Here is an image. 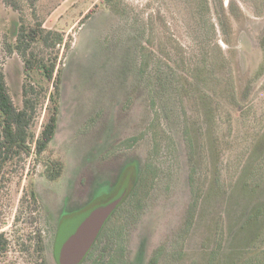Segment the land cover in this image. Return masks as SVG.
Segmentation results:
<instances>
[{
  "label": "rangeland",
  "instance_id": "obj_1",
  "mask_svg": "<svg viewBox=\"0 0 264 264\" xmlns=\"http://www.w3.org/2000/svg\"><path fill=\"white\" fill-rule=\"evenodd\" d=\"M100 1L0 0V65L18 109L22 85L32 88L35 138L53 86L26 73L13 46L37 21L63 38L33 48L62 69L58 128L42 155L0 168V264H57L60 218L108 193L132 162L153 180L82 264H264V0ZM193 74L199 86L181 103L169 86L151 88L160 75L186 87ZM49 159L61 163L53 181Z\"/></svg>",
  "mask_w": 264,
  "mask_h": 264
},
{
  "label": "trees",
  "instance_id": "obj_2",
  "mask_svg": "<svg viewBox=\"0 0 264 264\" xmlns=\"http://www.w3.org/2000/svg\"><path fill=\"white\" fill-rule=\"evenodd\" d=\"M100 3L112 7L110 6L112 0H101ZM95 6H97V4H95ZM111 11L115 12L113 9ZM92 14L93 10H89L88 13L80 20V24H83L89 18H91ZM42 25L43 21H37L34 26H30L28 28L21 25L16 36V43L14 44L13 48L23 58L24 71L26 73L36 70L53 86V92L49 96L50 106L47 108L46 120L42 125L39 134L35 138L34 133L30 131L34 112V107L30 97L32 88L27 89L25 83L22 85L23 108L18 109L11 97L2 66L0 65V168L4 167L8 161L21 154L30 155L31 152H33L35 156L42 155L48 149L56 135L60 109L59 98L61 94L62 69L56 70V59H54L50 64H46L42 60L36 59L33 48L36 43H41L45 47L51 46L55 48L57 45L62 44L63 38L54 31L44 30ZM132 35L135 36L138 41L139 34L136 32V30L133 31ZM138 75L140 74L137 73V76ZM177 79L178 78H173L172 81L170 80V77L162 79L160 75L155 79L151 88L154 90H160L163 93L167 85L169 86L168 88L174 90L175 98L177 97L179 100L178 102L181 103V98L187 92L185 89L188 87L191 88V92H196L193 90L196 85L199 86V82H197L195 74L191 76L192 81L186 87L185 85H179ZM141 80L142 79H137V82L139 83ZM144 81L146 83V80ZM148 85L149 84L146 86L149 87L150 85ZM191 145L193 147L195 146V143L191 141ZM45 166V176L48 180L53 181L60 177L61 163L57 159H49ZM259 172L260 170L255 171L252 173V175L255 174L256 176L257 174L258 176L260 175ZM152 180L153 169L150 167V165H148V163L142 167H140L138 164H134L133 162L124 164L117 183L113 185L108 193L103 194L101 192L99 195H96V197H94L93 200L87 205L77 210L75 214L73 213L60 218L57 225L55 242L59 231L62 230L66 225H69L71 222L86 215L89 212H92L95 209L116 204V207L110 215L108 221H112L113 218H117L119 213H121L128 203L133 204L135 202L133 200H136L137 202L140 201L138 192H140L142 188L147 187L149 185L148 182H152ZM190 181H192V177H189V182ZM30 197L33 204H36L37 196L33 190L30 193ZM260 212L261 210L259 209L255 210L248 218L247 222L254 220V218L257 217ZM106 230L103 236L106 234ZM7 245L8 243L4 238V235L0 234V254H4L7 251ZM38 248L40 249L39 243ZM92 248H94V245ZM82 262L80 264H82ZM148 264H156V258H151Z\"/></svg>",
  "mask_w": 264,
  "mask_h": 264
},
{
  "label": "water",
  "instance_id": "obj_3",
  "mask_svg": "<svg viewBox=\"0 0 264 264\" xmlns=\"http://www.w3.org/2000/svg\"><path fill=\"white\" fill-rule=\"evenodd\" d=\"M116 204L93 210L59 231L54 257L57 264H80L93 247Z\"/></svg>",
  "mask_w": 264,
  "mask_h": 264
}]
</instances>
